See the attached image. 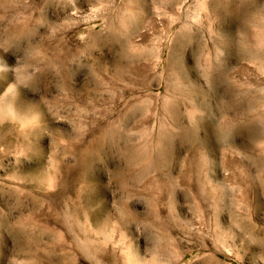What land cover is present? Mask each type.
<instances>
[{"label":"rangeland","instance_id":"obj_1","mask_svg":"<svg viewBox=\"0 0 264 264\" xmlns=\"http://www.w3.org/2000/svg\"><path fill=\"white\" fill-rule=\"evenodd\" d=\"M224 1L0 0V264H264V60Z\"/></svg>","mask_w":264,"mask_h":264},{"label":"bare ground","instance_id":"obj_2","mask_svg":"<svg viewBox=\"0 0 264 264\" xmlns=\"http://www.w3.org/2000/svg\"><path fill=\"white\" fill-rule=\"evenodd\" d=\"M239 2H241V4H237ZM251 4V0H225L224 1V5L227 6L229 9L234 10V13H237V16L235 18H231V22L238 24V26L241 28V30L243 31L242 36H240L239 43L241 42L243 46H246L247 44H252L250 48H246V47H242L241 51H240V55L244 56V57H259L260 60H264V35H262V33H256L254 32L255 30H251V26H262V24H260L258 21V19H256L254 17L253 14H251V12L248 10V8L250 7ZM260 10V9H259ZM233 14V13H232ZM260 14V13H259ZM263 19V18H262ZM258 20V21H257ZM230 26V25H229ZM232 32H234L232 30ZM219 38L222 44H225L228 46L229 45H235L238 41L236 40V37L230 39V41L227 43L226 41L222 40V35L221 33H219ZM263 42V45H262ZM231 86V85H230ZM229 87V86H228ZM232 89V88H230ZM184 96V95H183ZM202 96V95H201ZM207 97V96H206ZM259 98V97H258ZM204 99V98H203ZM194 102V101H193ZM209 104L208 101H203L202 104ZM180 102L179 101H175L174 102V110H170V112H172L173 118L175 119V121L177 122L179 120V106ZM256 104H260V108L258 109V111H252L248 117L246 118L247 121L252 122V123H259L261 121H264V102L260 101L259 99H256L255 101V105ZM196 108V107H195ZM193 113L190 114V116H192ZM194 115V114H193ZM189 116V117H190ZM193 117V116H192ZM173 131V130H172ZM172 131H169V134L173 133ZM184 131V130H183ZM222 134V133H221ZM198 135V134H197ZM200 135V134H199ZM167 136V132H163V134H161L160 137H158V139L155 141V144L153 145V152L154 155L152 156L153 160L155 161H160V160H164V162L169 163L171 161V159L173 158L174 154L171 150H169L165 144H164V140L163 138H165ZM101 146V145H100ZM98 147V146H97ZM96 147V148H97ZM104 148V147H103ZM95 151V150H94ZM178 151V150H177ZM100 154V153H99ZM98 154V155H99ZM150 156V155H149ZM148 156V157H149ZM86 160V159H85ZM185 182H188L189 180L184 178ZM201 187V186H200ZM216 193V192H215ZM216 195V194H215ZM153 200V199H152ZM205 201V200H203ZM69 202V201H68ZM207 202V201H206ZM205 203V202H204ZM209 204V203H208ZM69 206V205H68ZM83 211V210H82ZM96 211V210H95ZM32 243V242H31ZM89 244V243H88ZM85 247V246H84ZM79 250L82 252L81 256L79 257V261L80 262H85L86 258L89 257V253L86 251L87 248H83L81 245H78ZM53 255V254H52ZM75 258L76 256L72 259L70 256H65L61 259V264H78L75 263ZM71 259V260H70ZM92 259V258H91ZM134 259V258H133ZM58 260V257L57 259Z\"/></svg>","mask_w":264,"mask_h":264}]
</instances>
